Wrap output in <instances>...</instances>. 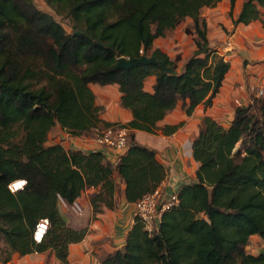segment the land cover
I'll return each instance as SVG.
<instances>
[{"label": "trees", "instance_id": "16d2710c", "mask_svg": "<svg viewBox=\"0 0 264 264\" xmlns=\"http://www.w3.org/2000/svg\"><path fill=\"white\" fill-rule=\"evenodd\" d=\"M58 16L71 22L67 32L52 14L34 0H0V125L14 114L27 122L44 120L73 136L120 124L129 129L126 150L113 162L101 151L46 145L43 137L29 141L22 157L0 156V263L12 255L51 250L68 262L69 245L81 241L87 227H71L60 213L87 188L93 215L114 209L115 196L134 205L155 191L166 169L154 149L135 142V130L175 132L182 122L159 126L179 102L187 115L195 106H211L230 63L207 36L202 10L220 0H44ZM236 0H229L233 25L263 20L264 0H243L236 16ZM192 20L185 32L196 48L181 65L154 41L181 20ZM140 50L142 52H140ZM154 56L172 67L157 64L115 68L118 57ZM154 76L151 91L145 80ZM116 84L125 123L101 118V105L89 84ZM198 162L194 179L176 191L177 203L161 214L148 232L140 218L128 230L121 247L98 264H264V251L246 248L253 235L264 239V97L235 106L225 127L209 115L199 123L192 142ZM23 178V189L8 184ZM124 183L121 191L117 182ZM210 189V190H209ZM162 195V194H161ZM49 226L40 242L32 238L36 223Z\"/></svg>", "mask_w": 264, "mask_h": 264}, {"label": "crops", "instance_id": "0c3cea01", "mask_svg": "<svg viewBox=\"0 0 264 264\" xmlns=\"http://www.w3.org/2000/svg\"><path fill=\"white\" fill-rule=\"evenodd\" d=\"M227 1L229 2V0ZM240 5L241 3L239 5L236 4V11L233 9L234 16L237 15ZM216 7L204 9L214 10ZM189 20L192 23V20ZM229 24L230 22L227 25L229 26ZM262 24L260 20H255L249 24L240 23L236 25L234 27L235 32L230 35L231 37L228 40V42L231 41L232 46L230 47L226 44L220 48L219 52L229 61L230 68L225 75L219 93L213 98L211 106L205 107L202 103L198 104L191 114L187 115L182 103L179 102L174 109L169 111L158 122L161 127L182 122L181 126L171 134H163L161 129L157 130L158 135L140 130L133 131L135 142L154 149L157 159L166 169L165 179L158 186L163 199H166L171 192L176 191L182 184L189 183L194 179L198 162L192 155V142L198 135L201 118L204 115H209L218 123L227 127L232 120L236 106L234 99H238L242 105H246L253 95V89L264 80V25ZM164 40V36L156 38L153 44L154 47L164 51L170 59H174V52L170 49L169 44L164 45L163 43V47L159 45L160 43H156V41L164 42ZM220 40L222 39L220 38ZM209 41L212 44L211 39ZM194 49L195 45L191 47L192 52ZM186 59H181L178 65L181 67ZM154 80V76L147 77L144 85L146 90H152ZM89 86L95 94V103L103 107L100 113L103 120L125 123L131 119L130 111L123 108L120 104V93L116 84L99 85L91 83ZM109 91L115 93V100H98V96L101 93ZM56 128L63 130L70 137L62 140L55 139L52 143H60L65 149L98 151L92 136L87 134L73 136L59 125H56ZM140 133L143 135H139ZM146 134L152 135L153 139H139V136L145 138ZM106 158L111 162L114 161L111 156H106ZM116 180L122 191L124 188L123 181L120 178ZM96 190V188L87 187L75 200L81 206L80 213L74 212L70 205L62 204L60 206L62 217L71 227H87L84 238L69 245L68 262L65 264H98L101 257L123 245L125 236L134 222L135 205L127 202L123 194H120L119 198L116 197L114 209L103 207L101 212L93 215L90 198L95 194ZM254 236L257 235H253L251 238ZM31 254L38 255V253L27 255ZM14 256L17 257L18 254L14 253ZM13 261L14 259L5 264H13Z\"/></svg>", "mask_w": 264, "mask_h": 264}, {"label": "rangeland", "instance_id": "374dc122", "mask_svg": "<svg viewBox=\"0 0 264 264\" xmlns=\"http://www.w3.org/2000/svg\"><path fill=\"white\" fill-rule=\"evenodd\" d=\"M39 8L45 10L52 14L54 18L62 24L67 32L71 30V22L67 18H62L56 15L45 3L44 0H34ZM243 0H236L234 5V11L236 4L239 5ZM216 9L202 10V17L206 20L207 24V35L211 39V46L215 47L218 52L221 50L223 45H226L230 35L235 32L231 18L228 14L229 2L220 0ZM230 22L229 26L227 25ZM263 23V20H260ZM191 21L189 18H185L180 21L178 25L174 28L169 29L165 32L164 42L156 41L160 43L159 45L163 46L166 44L170 45L172 49L173 56L179 55V61L186 59L192 52L191 47L194 46L192 35L185 32L186 27L191 26ZM264 25V24H262ZM226 37V38H225ZM220 38L222 40H220ZM224 39H226L224 41ZM169 41V42H168ZM162 43V44H161ZM164 47V46H163ZM196 48V46H195ZM220 53V52H219ZM221 54V53H220ZM102 94V95H101ZM98 96V100H115L116 95L114 92L101 93ZM159 130V129H158ZM158 135V131L153 133ZM88 136L94 137L95 133L87 134ZM143 135V134H139ZM41 136L45 140V144L48 145L52 143L55 139H66L70 137L66 135L63 130H58L56 125L51 126L48 122L38 119L31 122H27L24 116L19 114H14L12 118L5 125H0V156L3 158L6 157H22L29 144V141L34 137ZM152 135H145V138L139 136V139H153ZM96 193V192H95ZM120 194L117 193L115 196L119 198ZM116 205V201H115ZM246 250L254 255H257L264 251V239L254 236L250 238L249 244ZM16 258V259H15ZM102 258V257H101ZM13 261V264H61L54 256L51 250H46L45 252L38 253V255H18L17 257L12 255L10 261ZM9 262V261H8ZM3 264V263H0ZM5 264V263H4Z\"/></svg>", "mask_w": 264, "mask_h": 264}, {"label": "built area", "instance_id": "2783aa9c", "mask_svg": "<svg viewBox=\"0 0 264 264\" xmlns=\"http://www.w3.org/2000/svg\"><path fill=\"white\" fill-rule=\"evenodd\" d=\"M228 46H232L231 41L227 43ZM140 52H142L140 50ZM261 98L264 97V80L253 89V95L250 98ZM236 106H242V103L238 99H234ZM95 133L93 139L95 146L98 151L104 153L105 156H111L116 159L118 155L122 154L127 146L129 140V129L120 124H113L107 127L93 129ZM26 184V180L23 178L15 179L8 184V189L11 192H16L23 189ZM17 185H19L17 187ZM177 196L175 191L171 192L170 195L163 199L161 190L157 188L152 193H147L141 197V199L135 204L134 215L138 216L142 221L145 229L148 232H152L156 224L161 218V214L169 209L171 206L177 203ZM74 212L80 213L81 206L74 201L70 205ZM49 226L47 218H41L36 223L32 238L35 242H40L46 233Z\"/></svg>", "mask_w": 264, "mask_h": 264}, {"label": "water", "instance_id": "95a60500", "mask_svg": "<svg viewBox=\"0 0 264 264\" xmlns=\"http://www.w3.org/2000/svg\"><path fill=\"white\" fill-rule=\"evenodd\" d=\"M157 64L159 65L166 73L169 74H176L177 71H175L172 67L165 64L164 61L157 60L154 56H149L147 54H143L139 57H133V58H125V57H118L116 60L115 68L120 69H129L132 66L136 64ZM210 190V189H209Z\"/></svg>", "mask_w": 264, "mask_h": 264}, {"label": "snow or ice", "instance_id": "6c2138e0", "mask_svg": "<svg viewBox=\"0 0 264 264\" xmlns=\"http://www.w3.org/2000/svg\"><path fill=\"white\" fill-rule=\"evenodd\" d=\"M19 185H17V187H18Z\"/></svg>", "mask_w": 264, "mask_h": 264}]
</instances>
